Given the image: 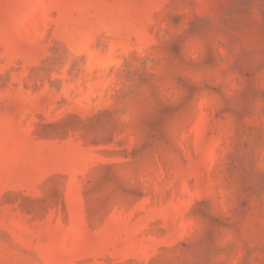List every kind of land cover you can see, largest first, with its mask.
I'll use <instances>...</instances> for the list:
<instances>
[{"label": "rangeland", "instance_id": "1", "mask_svg": "<svg viewBox=\"0 0 264 264\" xmlns=\"http://www.w3.org/2000/svg\"><path fill=\"white\" fill-rule=\"evenodd\" d=\"M0 264H264V0H0Z\"/></svg>", "mask_w": 264, "mask_h": 264}]
</instances>
